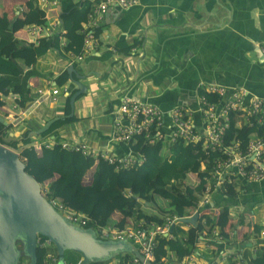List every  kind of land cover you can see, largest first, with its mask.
Segmentation results:
<instances>
[{"label":"crops","instance_id":"0c3cea01","mask_svg":"<svg viewBox=\"0 0 264 264\" xmlns=\"http://www.w3.org/2000/svg\"><path fill=\"white\" fill-rule=\"evenodd\" d=\"M64 1L84 0H58L56 6L46 7V20L59 21ZM29 7V0H0V15L6 12L13 21L9 32H0V48L5 35L23 43L34 42L27 33L30 24L26 25L23 19ZM263 42L264 0H139L127 9L113 6L99 23L98 45L82 60L70 55L63 59L55 50H49L19 76L1 77L2 83H9L8 92L0 94L1 102L11 108L14 91L17 103L23 96L26 100L24 106L18 104L19 114L8 115L9 121L14 120L9 137L21 138L40 128L51 116H65V123L49 136L55 141L76 139L94 151L127 154L128 144L114 137L112 116L122 98H139L158 105L168 123L171 110L184 106L196 125L201 121L200 82L226 87L227 94L233 87L244 86L264 100V55L260 50ZM75 80L87 88L75 97L71 114L70 98L78 92ZM54 86L66 88L68 95L60 92L57 102H52L37 92L38 87L47 90ZM0 111L6 113L5 106H0ZM189 178L198 182L197 173H190ZM232 185L231 192L209 188L204 192L207 202H199V208L192 213L198 212V218L202 214L217 218L220 212L227 211L223 226L215 227L212 236L205 234L193 252L183 258L161 250L165 264H252L263 254L264 177L258 181L237 179ZM75 187L74 181L65 179L58 196L68 202ZM138 201L137 211L152 209L147 214L155 219H141L148 222L145 225L149 230L168 222L171 227L177 222L186 232L184 239L194 240L195 225L173 221L174 216L169 215L156 222V216L163 214L159 205ZM134 221L117 212L109 225L125 229L133 227ZM67 258V263L74 264L68 261L69 255Z\"/></svg>","mask_w":264,"mask_h":264},{"label":"trees","instance_id":"16d2710c","mask_svg":"<svg viewBox=\"0 0 264 264\" xmlns=\"http://www.w3.org/2000/svg\"><path fill=\"white\" fill-rule=\"evenodd\" d=\"M29 1V11L23 18L26 25L45 24V10L37 5V0ZM91 6L92 2L88 0L80 3L64 1L59 15L60 26L52 31L50 36L45 38L42 36L36 42L21 41L20 45L21 42L12 35H5L0 48V94L8 92L9 83L1 82L3 75L19 76L49 50H55L63 59H69V55H78L83 47V34L79 31L81 22L86 19ZM12 24L13 21L8 19L7 13L3 12L0 15V32H9ZM61 29L66 30V33L61 34ZM98 31L99 28L96 29V34ZM72 77L75 79L73 73ZM25 101L23 96L19 104L24 106ZM2 104L0 101V106H5ZM5 108L6 115L20 113L14 107ZM65 120V116L58 117L46 131L34 135L27 134L21 138L9 137V133L5 131L7 126L0 122V144L17 151L25 164V170L41 184V189L45 186V195L49 199L59 197L58 192L65 179L74 181L76 187L66 204L87 217L85 228L95 231L101 226L109 225L112 215L117 212L126 218L134 219V223L141 219L146 221L155 219L153 215L137 211L138 199L159 205L163 214L156 216V222H161L164 215L181 217L189 215L190 207L199 208L210 164L215 158L220 157V152L208 151L206 154L201 150L200 143H184L181 139L173 143L160 140L149 146L145 144L143 138L135 137L129 141V145L133 151L141 149L145 153V162L124 169H115L101 158L94 159L63 148L61 141L52 144L48 140L49 136L61 127ZM263 131L264 124L254 122L250 127L245 124L238 127L232 121L224 139L226 143L230 140H239L240 146L244 148L250 138L262 136ZM37 140L40 142V149L33 144ZM190 173H197L199 178L197 183L189 182ZM226 191L231 192L229 186L226 187ZM226 218L227 211L220 212L217 218L202 214L193 229L194 240L187 237L184 239L186 232L182 229V224L176 222L170 227L169 236L157 237L154 260L149 264H165L160 254L164 249L174 252L177 258L189 255L200 241V233L212 236V230L215 227L221 228ZM50 252L55 253L56 250L51 246L37 245L36 264H45L46 255ZM67 255L70 257L68 261L74 264L81 257L78 252L67 250L64 253L65 261L68 259ZM120 258L128 261L133 259V255L126 252ZM252 264H264V248L263 254L253 259Z\"/></svg>","mask_w":264,"mask_h":264},{"label":"built area","instance_id":"2783aa9c","mask_svg":"<svg viewBox=\"0 0 264 264\" xmlns=\"http://www.w3.org/2000/svg\"><path fill=\"white\" fill-rule=\"evenodd\" d=\"M139 0H92L93 4L87 13L86 19L81 22L80 32L83 34V47L77 60H82L84 55L98 45V34L96 29L109 8L115 6L123 9L133 7ZM48 2L56 5L58 0H37V4L44 7ZM57 21L45 24H30L27 33L36 42L39 38L49 36L53 29L57 28ZM64 30H62L63 34ZM261 53L264 55V42L260 44ZM32 85V84H31ZM56 86V85H55ZM52 87L43 89L38 87L39 95H47L52 102H57V95L61 92L68 95L66 88ZM226 87L204 82L199 83L198 107L201 113L199 125L194 124L191 113L184 106H177L171 110V121H166L165 113L161 108L152 103L143 102L139 98L124 97L112 110L114 119V137L119 141L128 144L130 152L123 155H116L108 150L94 151L83 141L76 139L62 141L61 146L67 150L78 152L83 156L94 159L101 158L112 165L115 169H124L134 165H141L145 162V153L140 149L133 151L129 141L135 137L145 140V144L152 146L157 141L165 140L168 143L181 139L184 143L201 144V150L208 154V151L220 152V157L215 158L209 167L207 186L209 188L226 189L229 186L233 189V182L237 179L244 181H258L264 177V134L260 137L250 138L243 148L239 140L225 142L224 135L231 122L241 127H250L254 122L264 124V100L253 95L244 86L233 87L229 90ZM11 92L12 107L18 109L17 92ZM38 101V100H37ZM30 109V107H29ZM28 109V110H29ZM19 110V109H18ZM10 114V113H9ZM8 114V115H9ZM52 144L58 142L54 137H49ZM34 146L40 149V142H34ZM199 179V178H198ZM224 188V189H223ZM204 192L200 203H206ZM49 203L55 207L67 221L74 225L85 228L87 217L67 206L66 201L58 200L57 197H47ZM199 203V205H200ZM189 215L177 217L173 221H181L182 218L192 215L194 208H189ZM168 219V218H167ZM171 223V222H170ZM170 223L159 224L153 230H149L145 221L139 220L133 227L119 228L113 225L101 226L95 230V234L102 239L130 240L136 245L140 254L144 257L140 261L133 255V259L125 261L119 255L110 264H149L154 257L157 246V235H169ZM205 233L199 235L203 239ZM213 236H217L215 234ZM37 245L53 246L50 238L37 237ZM45 264H56L57 255L48 253ZM63 264H70L66 261ZM75 264H81L78 260Z\"/></svg>","mask_w":264,"mask_h":264},{"label":"water","instance_id":"95a60500","mask_svg":"<svg viewBox=\"0 0 264 264\" xmlns=\"http://www.w3.org/2000/svg\"><path fill=\"white\" fill-rule=\"evenodd\" d=\"M74 84L78 92L70 98L71 114L75 97L87 88L80 80H75ZM57 118L47 120L31 134L46 131ZM0 122L7 124L2 115ZM197 219L198 212H195L182 218L181 222L194 226ZM38 236L52 240L58 256L57 264H63L67 250L78 252L81 264L110 263L126 252L144 260L132 241L102 239L93 229L67 221L49 203L41 184L25 170L19 154L0 144V264H36Z\"/></svg>","mask_w":264,"mask_h":264},{"label":"rangeland","instance_id":"374dc122","mask_svg":"<svg viewBox=\"0 0 264 264\" xmlns=\"http://www.w3.org/2000/svg\"><path fill=\"white\" fill-rule=\"evenodd\" d=\"M88 94H90V92H87ZM6 107L8 106L7 105V102H2ZM9 105H11V104H9ZM0 115H2L3 117H4V119L6 120V122H7V124H6V126H7V128H6V132L7 133H9V131H10V129L9 128H11V127H14L13 126V123H14V120H12V121H9V119H7L8 118V115H6L5 113H1V111H0ZM12 115V114H11ZM9 129V130H8ZM17 152V151H16ZM191 180H190V178H189V182H190ZM183 185H185V183H183ZM44 188H45V186H44ZM42 189V192H45V189ZM58 198V200H61V201H63L60 197H57ZM144 211L146 212V213H148V212H152V209L150 208V207H148V208H146V209H144ZM18 245H19V243H18ZM52 249H56L55 248V245H53L52 246Z\"/></svg>","mask_w":264,"mask_h":264},{"label":"clouds","instance_id":"9594fccd","mask_svg":"<svg viewBox=\"0 0 264 264\" xmlns=\"http://www.w3.org/2000/svg\"><path fill=\"white\" fill-rule=\"evenodd\" d=\"M91 2H92V0H91ZM57 4H58V3H57ZM57 4H56V5H57ZM92 4H93V2H92ZM37 5H39V4H37ZM50 5H51L50 2H48L44 7H41L40 5H39V6H40L42 9H44L45 12H46V7H49ZM56 5H51V6L53 7V6H56ZM45 18H46V15H45ZM48 21H49V19L46 20V23H47ZM53 21H58V20H53ZM49 22H51V21H49ZM58 23H59V26H60V22H59V21H58ZM59 26H58V27H59ZM58 27H57V28H58ZM57 28H56V29H57ZM62 30H63V29H61V34H62ZM63 33H64V32H63ZM50 35H51V34H50ZM50 35H49V36H50ZM198 108H199V107H198ZM8 148H9V147H8ZM10 149H11V148H10ZM12 150H14V149H12ZM14 151H15V150H14ZM41 190H42V189H41ZM42 193L45 195L46 192H42ZM45 196H46V195H45ZM46 198H47V196H46ZM54 208H55V207H54ZM55 209H56V208H55ZM57 211H58V210H57ZM58 212H59V211H58ZM55 250H56V249H55ZM55 254L57 255V252H55ZM57 259H58V256H57ZM114 260H115V259H114ZM24 261H25V260H24ZM64 261H65V259H64ZM45 262H46V260H45ZM56 264H57V263H56Z\"/></svg>","mask_w":264,"mask_h":264}]
</instances>
